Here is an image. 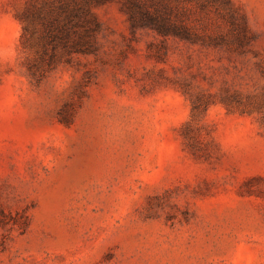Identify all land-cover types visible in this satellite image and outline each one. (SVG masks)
I'll return each mask as SVG.
<instances>
[{"label": "rangeland", "instance_id": "obj_1", "mask_svg": "<svg viewBox=\"0 0 264 264\" xmlns=\"http://www.w3.org/2000/svg\"><path fill=\"white\" fill-rule=\"evenodd\" d=\"M122 1L0 0V264H264V0Z\"/></svg>", "mask_w": 264, "mask_h": 264}, {"label": "trees", "instance_id": "obj_2", "mask_svg": "<svg viewBox=\"0 0 264 264\" xmlns=\"http://www.w3.org/2000/svg\"><path fill=\"white\" fill-rule=\"evenodd\" d=\"M106 1L109 0H59L58 3H49L51 9L50 14L54 13L55 16L50 21L52 26L48 28L45 37L48 41L50 39H61L65 46L77 51H91L94 49L95 45L93 35L99 23L93 11V6ZM122 3L129 10L134 24H140L148 18L158 21L157 19L155 20L148 11H143V5L140 1L123 0ZM61 13L65 15L66 21L54 27L55 21L60 23L59 14ZM72 31L76 34L77 38L73 42H70L68 38Z\"/></svg>", "mask_w": 264, "mask_h": 264}]
</instances>
